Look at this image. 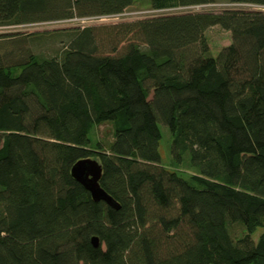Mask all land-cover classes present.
<instances>
[{
	"label": "trees",
	"instance_id": "1",
	"mask_svg": "<svg viewBox=\"0 0 264 264\" xmlns=\"http://www.w3.org/2000/svg\"><path fill=\"white\" fill-rule=\"evenodd\" d=\"M134 3L0 0V27ZM147 3L181 11L60 28L66 46L54 56L14 53V41L0 57V264H264V11H188L264 0ZM217 26L231 43L214 57L206 33ZM106 124L113 141L93 140ZM161 124L172 163L194 174L162 166ZM87 158L119 209L72 177ZM233 225L244 228L238 239Z\"/></svg>",
	"mask_w": 264,
	"mask_h": 264
},
{
	"label": "rangeland",
	"instance_id": "2",
	"mask_svg": "<svg viewBox=\"0 0 264 264\" xmlns=\"http://www.w3.org/2000/svg\"><path fill=\"white\" fill-rule=\"evenodd\" d=\"M224 10H253L248 5H232V4H214V5H206V6H199L192 8L188 11L190 12H205V13H220ZM181 10H172L166 12H152L148 6L147 0H135L134 5L125 12V14L120 17V19H111L105 22H95L89 23L88 25L85 24L84 26L81 23L77 24H68V26L64 28H77V27H87V26H94L96 28H100L103 30H107L112 28V25H118L120 27L124 24H129L134 21L145 20L155 16H162L168 14H176ZM57 29L55 31L54 30ZM60 28H52L49 26H1L0 27V57L4 56V54L11 49L12 43L14 41H18L19 49H13L14 53H18L19 51H26L32 50L33 53L38 55L44 56H54L60 51H62L66 46V38L57 36V32ZM62 29V28H61ZM50 31V32H49ZM33 33H48L44 35L45 41L43 40L42 43H38L37 45H33L30 43ZM208 38L212 55L217 57L219 52L226 46L230 45L231 43V34L228 31L223 30L221 27H213L209 29L206 33ZM26 39V40H25ZM162 130V140L160 143V156H161V164L165 168L173 171H178L179 173L184 174L185 176H189L194 174L195 172L188 168L187 166L177 167L172 162L171 156V145L172 139L169 129L164 126L160 125ZM91 138L93 140H100L106 143L113 141V135L111 126L109 124L101 125L97 127L93 133L91 134ZM232 236L235 239L240 238L244 234V228L241 225H233L231 227ZM262 233V229L258 230L255 238Z\"/></svg>",
	"mask_w": 264,
	"mask_h": 264
},
{
	"label": "water",
	"instance_id": "3",
	"mask_svg": "<svg viewBox=\"0 0 264 264\" xmlns=\"http://www.w3.org/2000/svg\"><path fill=\"white\" fill-rule=\"evenodd\" d=\"M71 174L90 193L94 201H103L115 209L120 208L119 203L101 186L102 166L98 160L92 158L79 160L72 167ZM92 244L96 248L99 247V238L93 237Z\"/></svg>",
	"mask_w": 264,
	"mask_h": 264
},
{
	"label": "built area",
	"instance_id": "4",
	"mask_svg": "<svg viewBox=\"0 0 264 264\" xmlns=\"http://www.w3.org/2000/svg\"><path fill=\"white\" fill-rule=\"evenodd\" d=\"M253 10H259L264 11V6L259 5H249ZM156 13V11H152ZM125 13L123 14H117V15H105V16H93V17H75L72 19H66V20H60V21H49V22H43V23H35L30 24L29 26H49L54 28H64L67 27L68 24H77L81 23V25L89 24V23H95V22H105L111 19H120ZM27 26V25H24Z\"/></svg>",
	"mask_w": 264,
	"mask_h": 264
}]
</instances>
